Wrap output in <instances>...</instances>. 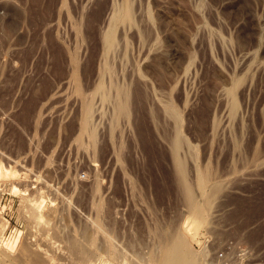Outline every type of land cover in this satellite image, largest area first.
<instances>
[{
	"label": "rangeland",
	"instance_id": "374dc122",
	"mask_svg": "<svg viewBox=\"0 0 264 264\" xmlns=\"http://www.w3.org/2000/svg\"><path fill=\"white\" fill-rule=\"evenodd\" d=\"M0 169V264H264V0H0Z\"/></svg>",
	"mask_w": 264,
	"mask_h": 264
},
{
	"label": "built area",
	"instance_id": "2783aa9c",
	"mask_svg": "<svg viewBox=\"0 0 264 264\" xmlns=\"http://www.w3.org/2000/svg\"><path fill=\"white\" fill-rule=\"evenodd\" d=\"M83 179L86 176H82ZM253 248L236 237L225 239L210 258V264H260Z\"/></svg>",
	"mask_w": 264,
	"mask_h": 264
},
{
	"label": "bare ground",
	"instance_id": "6f19581e",
	"mask_svg": "<svg viewBox=\"0 0 264 264\" xmlns=\"http://www.w3.org/2000/svg\"><path fill=\"white\" fill-rule=\"evenodd\" d=\"M0 178H2V170L1 169H0ZM178 238H179L178 239V245L175 247L172 246L170 248V250L168 249L169 250L168 256H167V258L164 257L165 261L162 264H190L191 261L188 262V260H187V259H189V258H187L188 252H189L188 247L192 245L191 242H193L194 239H193V241L190 240V238L188 236H186V234L184 236L181 235V237H178ZM47 262H49V261H47Z\"/></svg>",
	"mask_w": 264,
	"mask_h": 264
}]
</instances>
